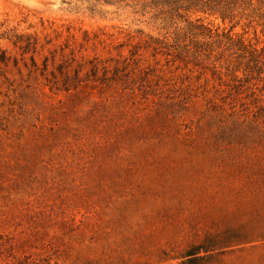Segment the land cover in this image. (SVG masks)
<instances>
[{"label":"rangeland","instance_id":"obj_1","mask_svg":"<svg viewBox=\"0 0 264 264\" xmlns=\"http://www.w3.org/2000/svg\"><path fill=\"white\" fill-rule=\"evenodd\" d=\"M127 4L0 0V264H264V19Z\"/></svg>","mask_w":264,"mask_h":264},{"label":"trees","instance_id":"obj_2","mask_svg":"<svg viewBox=\"0 0 264 264\" xmlns=\"http://www.w3.org/2000/svg\"><path fill=\"white\" fill-rule=\"evenodd\" d=\"M128 1L132 5L127 4L125 7L131 8L134 11L133 14L137 15L140 11L145 15L154 13L152 19L154 21L161 20L162 29L171 28L174 25L173 45L168 47L175 51L192 52L194 55H202L203 53L211 55L213 50L209 52V48H212L218 39V35L213 36L212 31L202 23L200 16L214 17L224 24L228 23L232 26L231 30L241 24L242 21L246 22V26L252 27L258 21L264 19V0H102L105 6H114ZM178 21L185 24V27L180 28L181 25L176 23ZM187 36L190 39L188 45L183 41ZM204 39L216 40L213 44L207 41L200 42ZM231 41L232 38H229L228 42L233 44V41ZM164 44L162 43V45ZM247 48L249 47L243 46L244 51ZM253 62L255 65H259V62ZM236 238H238V234L230 233L224 237L222 236L220 244L226 245L230 243L231 239ZM216 244V241L211 239L203 246L193 247L190 252L195 254L200 250L208 252L211 248L217 246Z\"/></svg>","mask_w":264,"mask_h":264}]
</instances>
